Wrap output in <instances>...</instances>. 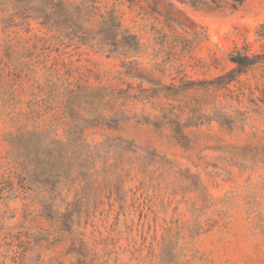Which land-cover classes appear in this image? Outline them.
<instances>
[{
    "label": "rangeland",
    "instance_id": "obj_1",
    "mask_svg": "<svg viewBox=\"0 0 264 264\" xmlns=\"http://www.w3.org/2000/svg\"><path fill=\"white\" fill-rule=\"evenodd\" d=\"M100 2L137 38L136 56L59 38L0 1V264H264V61L244 70L230 60L264 57V0ZM125 61L163 85L233 79L236 100L226 89H193L184 102L246 120L233 132L214 121L188 128L189 149L134 122L89 130V142L102 146L87 182L72 176L50 191L27 177L10 134L48 128L51 96L69 83L137 86ZM55 128L61 136L64 126Z\"/></svg>",
    "mask_w": 264,
    "mask_h": 264
},
{
    "label": "trees",
    "instance_id": "obj_2",
    "mask_svg": "<svg viewBox=\"0 0 264 264\" xmlns=\"http://www.w3.org/2000/svg\"><path fill=\"white\" fill-rule=\"evenodd\" d=\"M2 1V0H0ZM8 5L21 9L25 20L38 21L59 38L75 42L106 52L109 56L129 59L139 52V43L134 35L122 30L121 22L114 9L101 12L100 0H4ZM231 62L240 69L248 70L264 61L261 55L249 56L238 53ZM136 62H124L125 74L135 81L137 86H80L69 83L64 92H54L51 99L55 104L53 123L41 130L22 126L10 134L9 144L14 151V162L27 176L36 179L41 186L51 187L53 191L62 181L76 179L87 182L86 170L90 159L101 157L98 148L89 142L90 130H113L129 123L153 128L163 134L168 131L170 138L183 148H191L186 133L188 128L199 127L205 123L216 122L221 129L233 132L241 121L239 116L245 112L236 111V116L225 112L227 108L217 109L214 116L201 114L198 108L190 109L184 102L188 92L193 89H226V97L236 100L228 88L234 81L213 82L183 81L181 84L163 85L151 79L143 78ZM245 71H242V73ZM51 83V81L49 82ZM54 87H50V92ZM58 93V94H57ZM61 96V98H59ZM138 108L141 113H138ZM147 111L149 114L146 115ZM239 115V116H237ZM54 123L63 125V134L52 129ZM47 127V126H46ZM114 141L131 151V143L115 138ZM127 146V148L125 147ZM75 179V180H76ZM70 253H81L72 249ZM76 264H90L86 258Z\"/></svg>",
    "mask_w": 264,
    "mask_h": 264
}]
</instances>
